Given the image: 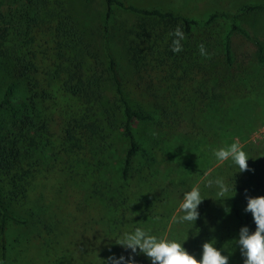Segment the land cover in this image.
Returning a JSON list of instances; mask_svg holds the SVG:
<instances>
[{"label": "rangeland", "instance_id": "374dc122", "mask_svg": "<svg viewBox=\"0 0 264 264\" xmlns=\"http://www.w3.org/2000/svg\"><path fill=\"white\" fill-rule=\"evenodd\" d=\"M59 1L75 3L74 9L81 7L85 11L84 18L78 16L77 24L90 48L89 63L99 65V71L103 72L101 77L105 81L101 85L102 95L104 101L108 99L105 105H113L109 99L114 89L110 81L106 80L109 76L106 75L108 58L103 51L104 44L116 59L119 79L129 89L126 96L129 102L135 108L154 115L155 119L151 122L133 123L136 139L153 158L147 160L141 156L135 157L129 178L123 181L119 165L127 142L121 130L110 133L108 137L99 134L97 130L95 134L92 133L95 151L90 149L89 141L82 137L70 151L69 146L65 151L62 150L60 133L67 117L75 112L86 114L87 107L91 105L85 104L82 98L77 99L75 95L61 92L56 88L58 83L55 84L51 89L54 100L48 114L53 119L49 144L44 154L38 149L34 150L39 157L28 177L25 190L16 201L9 202L12 213L24 223L9 221L6 225L5 264H105L109 257H127L128 252L117 245V237L124 231L117 225L121 221L119 213L126 211L128 218L129 213H133L128 221L129 226L139 222L138 210L155 216L164 213L167 218L164 224L155 219V222L146 221L147 226L143 228L150 229L153 234L180 242L188 237L183 246L197 257L200 245L210 241L221 249L222 254L230 257L229 264H241L233 238L239 228L245 225V216H251L243 211L245 196H264V71L256 65V48L253 45L256 40L264 43V10L246 12L240 16V25L251 39L237 32L230 37L234 67L226 68L223 64V59H220L221 47L217 49V45L193 42V39L211 35V32L224 39L230 22L221 18L212 31L210 29L206 33L200 30L184 37L179 54H161L157 49L148 48L151 43H145L144 51L147 48V51H153L148 65L154 70L151 73L154 79L146 72V79L141 80V74H138L139 78L132 71L126 72L128 65L118 41L120 34L124 37L134 36L131 31H137L140 17L115 10L105 37L102 0ZM125 1L144 8L169 9L195 18L204 17L212 11L233 14L243 5L264 4V0ZM28 6L33 8L29 4L24 7ZM146 23L147 28L156 33L155 39L163 36L162 44L169 45L167 49L170 52L168 41L171 36L165 25L157 20H147ZM200 44L210 54L208 58L200 55ZM189 49L192 50L191 54L187 53ZM197 54L203 62L194 58ZM194 60L198 62L197 73L191 71L195 67ZM219 70L226 73V80L221 83L216 80ZM154 75L165 82L160 91L157 90L158 81ZM159 94L174 104L175 117L174 120L169 119L168 123L165 120L162 122V113L157 107ZM209 100L219 105L221 113L219 117L214 114V118L207 124L201 119L200 112ZM234 107L240 113L239 117L231 110ZM112 109L116 110V107ZM89 112L90 115L85 116L84 120L90 121L94 117V114L91 116V110ZM117 116L120 125V113ZM246 120L250 121V126L244 129ZM198 123L200 126L197 127ZM237 128L242 132H238ZM203 133H208L204 139L208 143L211 141V144L206 153L200 154L199 137ZM233 141L240 143L249 155L247 163L251 171L238 173V168L229 162L218 163L212 157V149L227 146ZM101 153L105 158L104 163L98 158ZM217 177L223 178L229 188L222 196L217 195L215 185H206L207 180ZM121 186H124V194L129 197L131 207L129 203L112 206L114 201L112 204L103 201V195L113 199L118 197ZM193 186L200 187L204 199L199 206L200 218L195 227L175 225L174 217L180 214L178 204L182 193ZM136 196L141 201L138 205L133 203V206ZM97 199L102 200V205L97 204ZM231 203L238 214L231 209ZM173 233L176 236L169 238V234ZM135 261L136 264H149L142 255L136 256Z\"/></svg>", "mask_w": 264, "mask_h": 264}, {"label": "trees", "instance_id": "16d2710c", "mask_svg": "<svg viewBox=\"0 0 264 264\" xmlns=\"http://www.w3.org/2000/svg\"><path fill=\"white\" fill-rule=\"evenodd\" d=\"M56 2L58 0H0V264H5L6 261L5 229L7 223L9 221L24 223L22 219L12 213L9 202L16 201L25 190L28 177L39 157L36 156L34 150L38 149L44 154L45 147L49 144L50 126L53 119L48 114L51 112L50 104L54 100L51 89L55 84L58 83L56 88L61 92L75 95L77 99L82 98L85 100V104L91 105L87 107L86 114L75 112L74 115L67 117L65 126L60 133L62 150L65 151L69 146L70 151L77 141H81L82 137L85 141H89L90 149L95 151L92 133L95 134L97 130L99 134H106L108 137L110 133L121 130L127 142L121 156V165H119L120 177L123 181L129 178L132 161L135 157L141 156L147 160L153 158L150 152L136 139L133 123L151 122L155 119L154 115L144 112L141 108H135L129 102L126 97L129 89L122 79H119L120 72L116 71V59L109 47L104 44L103 51L108 58L106 75L109 77L106 80L110 81V85L114 89L109 102L113 101L111 106L113 108L115 106L116 110L105 105L108 99L104 101L105 98L102 95L101 85L105 81L101 77L103 72L99 71V65L89 63L90 48L77 24L78 16L84 18L85 11L81 7L74 9L75 3ZM102 2L104 5L102 26L105 37L108 32V23L113 20L115 10L134 14L141 18V22L138 21L137 31H131L133 37L129 32L130 37L118 35V41L122 45L128 65L126 72L132 71L138 77V74H141V78L139 77L141 80L146 79V72L151 76L154 71L148 65L149 57L152 55L150 53H153L151 50L147 51L148 48L157 49L161 54H174L172 51L169 52V48L167 49L169 45L162 44V35L160 39H155L156 33L147 28V20H157L158 23H163L166 31L170 33L179 26L184 37H188L200 30H204L206 33L210 29L212 31L217 20L228 19L230 27L224 39L221 35H214L211 32V35L195 38L193 42L217 45V49L221 47L220 59H223L222 62L226 68H230L234 67L235 61L230 46V37L237 32L251 39L240 25V16L246 12L264 10L263 3H255L243 5L233 14L212 11L204 17L195 18L169 9L139 7L125 0H102ZM5 4L7 5L5 6ZM28 4L33 8L24 7ZM28 8L32 10L28 11ZM172 39L171 36L168 44L171 45ZM145 43H151L146 51H144ZM253 45L256 48V65L264 71V43L256 40ZM191 52V49L187 51L188 54ZM194 58L203 62L202 57L198 54ZM52 66L54 69L50 70ZM194 66L191 71L197 73L198 62L195 60ZM217 75L216 80L219 83L226 80V73L219 70ZM154 76L158 81L157 90L160 91L164 88L165 82L158 76ZM151 77L154 79L153 76ZM157 102V107L162 113V122L164 123L165 120L168 123L169 119L174 120L173 102L169 98L163 97L162 94H159ZM90 110L91 116L94 114V117L90 121L84 120L85 116L90 115ZM231 110L237 117L240 116L235 107ZM117 113L121 115L120 125H118ZM220 113L219 105L209 100L202 108L200 115L201 119L209 124L211 118H214V114L219 117ZM231 115L233 116V113ZM194 122L198 121L195 119ZM196 125L200 126L199 123ZM247 126H250L248 120L243 125L244 129ZM215 129L217 130V125ZM237 131L242 132L241 129ZM207 136L208 133H203L199 137L198 152L200 154L206 153L210 148L211 141L208 143L207 139H204ZM209 139L212 140L211 137ZM98 158L102 163L105 162L102 153L98 155ZM117 196L113 199L109 195H103L102 198L107 204H112L114 201L112 206L126 205L130 202L129 197L124 194V186L120 187ZM139 201L141 198L136 196L132 205H138ZM97 204L102 205V200L97 199ZM230 206L238 214L234 204L231 203ZM125 212L119 213L121 221L117 225L121 231L147 226L146 221L155 222L156 216L159 217L156 222L160 221L159 223L164 224L167 221L162 212L155 216L138 210L140 218L136 216L140 219L139 222L128 226V221L133 213H129L128 218L127 212ZM245 225L250 230H254L255 225L251 216H245ZM175 236L174 233L169 234V238Z\"/></svg>", "mask_w": 264, "mask_h": 264}, {"label": "clouds", "instance_id": "9594fccd", "mask_svg": "<svg viewBox=\"0 0 264 264\" xmlns=\"http://www.w3.org/2000/svg\"><path fill=\"white\" fill-rule=\"evenodd\" d=\"M169 35L173 37L171 51L173 53L182 51L181 42L184 39V33L181 28L177 26ZM198 50L201 56L205 58L210 56L203 44L198 46ZM212 157L218 163L229 162L231 166L238 168V173L251 171L247 163L250 157L237 141L212 149ZM206 185H215L218 190L217 195L220 196L229 191L224 179L220 177L207 180ZM245 199L246 205L243 211L251 214L255 228L250 230L247 225L239 228L237 235L233 238L236 250L239 251L241 264H264V196L246 195ZM203 200L199 186H193L183 192L178 204L180 214L174 217L175 223L195 227L200 218L199 206ZM155 219L158 220L159 217ZM186 240L180 242L175 239H165L153 234L150 229L135 227L130 231L121 232L117 237V245L128 252L127 257L123 255L109 257L105 264H136L135 257L138 255L144 256L149 264H229L230 257L222 254L221 249L210 241L200 245L197 257L195 253H190L183 246Z\"/></svg>", "mask_w": 264, "mask_h": 264}]
</instances>
